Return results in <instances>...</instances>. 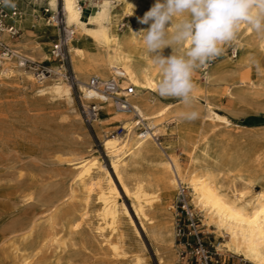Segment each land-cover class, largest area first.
Wrapping results in <instances>:
<instances>
[{"label":"bare ground","instance_id":"1","mask_svg":"<svg viewBox=\"0 0 264 264\" xmlns=\"http://www.w3.org/2000/svg\"><path fill=\"white\" fill-rule=\"evenodd\" d=\"M16 2L22 12L14 22L23 33L18 40H11L7 33L2 39L19 55L34 62H52L57 68L47 47L59 31L42 16L43 8L56 12L60 7L67 27L78 35L69 40L71 69L83 102L96 100L101 110L91 127L101 139L116 180L109 167L98 156L90 154L91 148L87 149L89 155L57 151L50 156L53 165L71 171L65 190H60L58 181L49 183L31 173L28 186L13 194L10 178L13 170L18 172V177L24 176V169L13 165L16 163L13 155L20 162L23 155L33 158L26 146L27 138L20 137L22 121L17 114L27 104L22 91L30 89L39 99L64 101L74 115V142L80 143L89 133L75 111L74 86L49 79L39 83L32 72L9 62L8 68L0 72V264H38L39 256L49 248H54L58 255L65 253L73 242L71 237L80 234L85 224H89L93 200L99 205L98 223L92 231L103 238L111 256H129L125 255L127 238L123 229L126 216L139 238L140 234L131 212L120 201L124 197L131 201L158 263L177 264L176 219L167 203L177 198L181 184L200 213V221L213 235L209 242L217 251L231 253L251 264H264V135L249 133L246 127L234 124L217 112L218 105L214 102L221 87L238 103L253 98L261 90L264 38L247 25H241L236 41L229 44L233 47L232 56L214 63L209 61L200 69L201 79L194 78L199 118L180 121L175 118L181 110L179 101L164 103L162 99L175 98H162L156 92L160 75L143 45V34H137L149 27L138 18L143 17L155 0H102L85 6L79 0ZM171 52V48L164 49L166 56ZM255 63L262 68L252 78ZM115 73L123 76L122 88L130 84L136 87L129 101L151 128L150 136L141 141L135 134L133 114L118 109L112 100L87 86L93 76L109 78ZM21 83H26V87ZM17 91L21 94L16 95ZM201 99L206 101L204 108L199 106ZM198 120L200 127L194 125ZM209 125L222 126L229 133L221 136ZM119 126L127 129L125 136L113 135ZM156 136L174 137L175 142L163 145ZM181 155L187 159L186 166L181 163ZM258 186L260 191H255ZM17 207L26 209L27 213L13 220ZM134 257L137 264L147 263L139 254ZM61 260L58 256L56 263Z\"/></svg>","mask_w":264,"mask_h":264},{"label":"rangeland","instance_id":"2","mask_svg":"<svg viewBox=\"0 0 264 264\" xmlns=\"http://www.w3.org/2000/svg\"><path fill=\"white\" fill-rule=\"evenodd\" d=\"M84 2L85 3L82 4L83 6H85L86 4H90L91 2L102 3V0H92L91 2H90V0H84ZM59 12H60V7H59ZM41 14L45 18V20L48 22V17L46 16L47 13L44 12V8L42 9ZM38 18L39 17L36 16V19H38ZM51 24H53V23H51ZM53 25H55V24H53ZM55 29L58 30V27L56 25H55ZM22 33H23V31H22ZM76 36H78V35L76 34ZM57 38H58V34H56L53 37V40H51V42L49 43V45L47 47V53L48 54H50V50H51L53 44L56 42ZM14 48H16V47H14ZM16 50H17V48H16ZM232 51H233V47H231L229 44L225 45L223 53L221 55H219L218 57H216V59L212 60L211 62L212 63L217 62L218 60H220L222 57H225V56L231 57ZM43 63L45 65L50 66L51 68H54L52 66L53 65L52 62H51V64L49 62H43ZM53 63H56V62L53 61ZM68 66H69V69L71 71L72 69H71L69 57H68ZM260 68H262V67H260L256 63L253 64V70L251 71V77L252 78L257 77V74H258ZM200 69L201 68L196 70V72L194 74L195 79H201ZM23 70L28 71V72L30 71V70H27L24 68H23ZM30 72H32V71H30ZM20 85L26 87V83H24V84L21 83ZM74 88H75L74 99L76 100V102L74 104L75 105V111H77V113L79 114L81 119H83L82 114H81V102L79 99L80 93L78 92V87H74ZM22 92L24 94L23 93L21 94V92H19V91L14 92V93H16V95L21 94V95H23V97L25 96L24 98L27 100L26 106L24 107V109L22 108L23 110L22 109L19 110L17 116L22 121V124L19 125V128L21 129V133L22 132L24 133L26 131V133H28V134L25 135V133H24V135H25V137H24L23 133L22 134L20 133L21 134L20 137L22 136L21 138L23 140H26V138H27L28 141L26 140V146L28 147L29 151H31L30 153L33 156V158L31 159L29 156L23 155V156H21L23 161L20 162V159L18 158V156H15V154L13 155V158H14L13 163L16 162L13 165L21 167L24 169V176L22 178L18 177V174H17L18 172L15 170H13V174L10 176V178L13 179V194H15V192H19L20 190H22L23 188H26L28 186V182H27L28 181V175H30L31 173L34 174L36 177H38V179H41V180L49 182V183L50 182L54 183L53 181H55V182L58 181L60 183L59 188H61V187L64 188V189L61 188L60 190H62V191L65 190V187L67 185V182H68L70 174H71L70 173L71 171L67 170L66 168H61V167H60L61 168L60 169L58 166L53 165V163L51 162L50 156L57 151L69 150V151H75L77 153L86 152V154L89 155L88 150L90 151V148H91L92 152L90 154L98 156L99 159L101 160V163L103 165H105V167H107V168L109 167L108 168L109 171L111 172V174H113V177L116 180V177H115L114 173L112 172L110 159L105 154V152L102 148L101 139L96 136L93 128L84 122V119L82 120L83 125L86 124L85 127L88 129L89 132L87 131V133H89V134H87L88 137L85 135L83 136V138H82V139H84V140H82L83 142L80 140V143H76V142H74V133H75L74 132L75 128L73 127L74 126V123H73V116L74 115H73L72 110L69 108V106L64 101L52 100V99L47 98V97H40V99H39V96H37L30 89L22 91ZM32 97H34V98H32ZM229 97L230 96H228L226 94V90L224 87H221L218 89L217 94H215V96H214V102L218 105L217 112H220V114H222V115L224 114L234 124L240 125L241 127H246L247 129H245V131H248L249 133H251V132L254 134L260 133V134L264 135V86L261 88V90H259V92L253 98H248L245 101H242V103L241 102L240 103L235 102L234 99H232L231 97L229 98ZM161 101L164 103L177 102L176 99H162ZM198 103H199V106L202 108H204L206 106V101L204 99L199 100ZM29 109H31V110H29ZM35 109L36 110L38 109V111H36ZM25 110H26V112H25ZM222 110H224V111H222ZM24 112H25V114H24ZM66 121H68V122H66ZM70 124H72V125H70ZM194 125L196 127H200L202 124H201L200 120H198V121L194 122ZM209 127H214L216 129L217 133L221 136H226L229 133V131L226 130L222 126L216 127L213 125H209ZM73 129H74V131H73ZM30 137H31V141H30ZM87 138L89 139V142H88ZM158 142L163 143V145H165L166 143H174L175 139H174V137H170V136H159ZM37 143L40 145H38ZM83 143H85V144L83 145ZM181 163L183 164V166H186L188 164L186 157L183 155H181ZM15 164H18V165H15ZM25 164H27L28 166L34 165V167L30 166L29 168H27L28 166ZM65 169H66V171H65ZM51 170H52V172H50ZM53 171L56 173H53ZM67 171L69 172V174ZM43 173H44V175H43ZM57 173H58V177H56ZM65 173H67V174H65ZM64 174H65V176H63ZM16 181H17V183H16ZM18 182H20V183H18ZM64 182H65V184H64ZM260 189H261L260 186H258L255 188V191H260ZM176 199H173L167 203L169 206H171V208L169 206L168 207L170 208V211L174 215H175V213H174L173 207L176 205ZM120 201L124 202L126 204L128 210H129V212H131L130 214L133 217V220L135 219L134 220L135 225H137V229L139 228V234H140V238H139V236L135 233V231L132 229L131 225L129 224V219L126 216V219H125L126 221L124 222L123 229L125 230L126 238H127L126 239V248H125L126 254L125 255H129V256L123 255V256L119 257V256L112 255V256H114L112 258V256H111L112 253L106 248L105 243L102 242L103 238L97 237V233L92 231V229H94L96 224L98 223L97 222L98 217H97L96 213H97L98 205H99V203L97 201L93 200V203L91 206L92 212H91L89 224H87V225L85 224V226L83 227L82 232L80 234H76V235H73V237H71L73 242L71 241L72 244H69V248L65 251V253L63 252L64 254L62 253L61 255H58V253H56V251H54V248H49V249L44 251L47 254H45L43 252L45 255L43 254V255L39 256L38 264H40V263L45 264V262H46V264H137L135 262L136 261V259H135L136 256L134 257L135 254L136 255L139 254L141 257L143 256L145 263L147 261L146 264H148V263L149 264H159L158 259L155 255L152 243H151L150 239L148 238V236L146 235V233H144V231L142 230V228L140 226V222H139L138 218L135 216L134 210L132 208V204H130L131 201L127 197H124L123 200H120ZM167 204H166V207H167ZM28 212H31V210H28ZM14 213H13V220L17 219L20 215H24L25 213H27V210L26 209L21 210L17 207L14 209ZM195 213H196L197 218L200 222L199 223L200 229H202L204 231L205 229H207V227L204 226L203 222L200 221L201 218H200V213L198 212V210L195 209ZM175 222H176V220H175ZM212 236L213 235L211 234L209 236V238L211 239ZM91 241H93V242H91ZM90 242H91V244H90ZM73 243H75V244H73ZM176 243L178 246V251L180 253V250L182 248L181 242H180V240H176ZM142 245H144L145 248ZM50 249H51L52 253H51ZM85 250H86V252H85ZM140 251L142 252V254ZM53 253L54 254L56 253V254L53 255ZM131 253H132V255H131ZM222 253L228 257L232 256V260L235 261V264H251L249 262L244 261L241 257L235 256L231 253H225V252H222ZM58 256H60L62 259L60 261L61 263L60 262L56 263V259L58 258ZM46 257H47V259L49 258V260H47ZM50 258H52L53 260ZM50 260H52V261L50 262ZM178 262H179V256H178L177 264H178Z\"/></svg>","mask_w":264,"mask_h":264},{"label":"clouds","instance_id":"3","mask_svg":"<svg viewBox=\"0 0 264 264\" xmlns=\"http://www.w3.org/2000/svg\"><path fill=\"white\" fill-rule=\"evenodd\" d=\"M0 4L15 6L13 0ZM138 19L149 25L137 34H143V45L160 75L156 92L179 101L175 118L180 121L199 118L194 74L236 41L241 25L264 38V0H155ZM165 48L172 49L170 55H164Z\"/></svg>","mask_w":264,"mask_h":264},{"label":"built area","instance_id":"4","mask_svg":"<svg viewBox=\"0 0 264 264\" xmlns=\"http://www.w3.org/2000/svg\"><path fill=\"white\" fill-rule=\"evenodd\" d=\"M92 0H90L91 2ZM14 7L0 4V72L11 61L16 62L18 67L32 71L35 79L43 83L48 79L51 81H65L74 87H78V81L72 70L68 66V46L69 40L75 36L73 29L67 27L64 16L61 12H51L44 8L47 13L48 23H53L58 27L59 33L56 42L50 50V58L57 63V68H51L40 62H34L27 57L19 55L2 39L7 33L11 40H18L22 34L21 29L15 24L14 20L21 16V9L16 0H13ZM84 0H79V4H84ZM214 60V59H213ZM212 61V60H211ZM123 76L119 73L113 74L109 78H100L93 76L89 79L87 86L102 94L107 99L114 102L115 106L125 112L132 113L135 118V134L138 141H141L151 134V128L147 120H144L136 109L131 105L129 98L136 92L134 85L121 87ZM81 102V114L84 122L92 126L96 121L101 110L94 100L85 104L79 95ZM127 129L119 126L113 131V135L125 136ZM159 140V136L155 137ZM176 218V240L181 242L178 264H235L232 256H226L217 251L209 242L210 232L200 229V222L191 204L187 188L182 184L179 186V192L176 199V205L173 207Z\"/></svg>","mask_w":264,"mask_h":264}]
</instances>
